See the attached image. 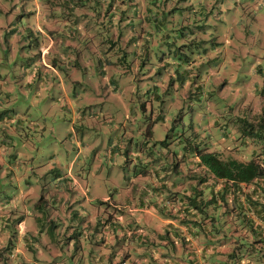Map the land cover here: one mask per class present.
Returning a JSON list of instances; mask_svg holds the SVG:
<instances>
[{
    "label": "rangeland",
    "instance_id": "374dc122",
    "mask_svg": "<svg viewBox=\"0 0 264 264\" xmlns=\"http://www.w3.org/2000/svg\"><path fill=\"white\" fill-rule=\"evenodd\" d=\"M263 88L264 0H0V211L15 218L0 264L22 218L31 264L47 242L48 264H98L131 223L115 207L152 196L154 170L172 189L202 174L189 146L247 159L235 122L257 119Z\"/></svg>",
    "mask_w": 264,
    "mask_h": 264
},
{
    "label": "crops",
    "instance_id": "0c3cea01",
    "mask_svg": "<svg viewBox=\"0 0 264 264\" xmlns=\"http://www.w3.org/2000/svg\"><path fill=\"white\" fill-rule=\"evenodd\" d=\"M48 46L41 47L40 55L48 50ZM195 166L191 163L189 168H195ZM157 176L154 170L150 180H147V186L154 192L152 196H144L145 192H138L139 195L129 198L135 202V207L128 204L115 207V209L120 208L119 211L123 217L127 212L131 217V223L127 222L129 229L125 232L124 244L119 242L120 244L114 248L110 241L102 243L103 257L99 258L98 264H114L119 254L122 255L121 257L130 259L134 256L133 253L139 250L141 253L133 262L134 264H142L140 261L143 260L142 256L145 252L151 259L148 264H264V245L257 243L251 236L245 235L238 210L232 209L227 213L225 207L213 208L209 204L200 205L199 202H205L210 196H185L194 192V186L198 182L196 179L199 174L195 172V169L186 168V176L179 188L174 187L175 183L172 181V189H170L164 176L160 182H155ZM212 181V177L208 178L200 186H210ZM190 197L195 198L199 207L188 205ZM222 215L227 216L224 222L218 219ZM0 218L7 219L9 223L15 219L11 212L6 210L0 211ZM152 219H158L156 228L146 232L138 229L142 221L148 223ZM24 222L23 218L20 219L1 239L2 246L8 245L6 247L10 256L15 259V264L32 263L25 257L28 255L26 249H32L34 246L28 243ZM110 225L118 226L113 221ZM241 236L246 237L242 240L239 239ZM109 237L112 238V234ZM243 242L253 243L252 249L250 246L242 245ZM58 248V244L47 242L39 245L36 251L45 264H48L50 259L58 256ZM21 251L24 258L19 260L17 256ZM33 264H40L39 260L37 259Z\"/></svg>",
    "mask_w": 264,
    "mask_h": 264
},
{
    "label": "trees",
    "instance_id": "16d2710c",
    "mask_svg": "<svg viewBox=\"0 0 264 264\" xmlns=\"http://www.w3.org/2000/svg\"><path fill=\"white\" fill-rule=\"evenodd\" d=\"M235 123L238 124L240 131L241 147H251L247 159H241L231 153L232 149L238 150L239 147L208 150V147L197 144L193 147L189 146L191 158L188 159V165L193 163L202 166L203 170L194 186V192L185 196H210L205 202H199L200 205L209 204L213 208L225 207L227 213L232 209L238 210L245 235L251 236L263 246L264 110L255 120L237 118ZM211 177L213 181L210 186H200ZM189 199L188 205L199 207L195 198ZM246 236H241L239 239L243 240ZM242 245L251 248L253 243L243 242ZM257 252L259 253L258 249Z\"/></svg>",
    "mask_w": 264,
    "mask_h": 264
}]
</instances>
